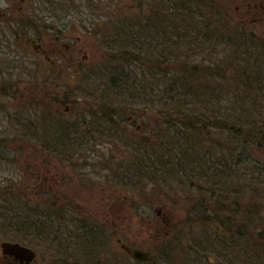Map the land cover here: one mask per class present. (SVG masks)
I'll list each match as a JSON object with an SVG mask.
<instances>
[{"label":"rangeland","instance_id":"374dc122","mask_svg":"<svg viewBox=\"0 0 264 264\" xmlns=\"http://www.w3.org/2000/svg\"><path fill=\"white\" fill-rule=\"evenodd\" d=\"M39 1L38 5L32 4L29 10V16L38 20V22L30 23L31 27L27 26L29 37H34L39 41L42 38H53L60 34L62 38H66L67 42L80 47L81 55L86 51L89 58L99 59L97 62L101 59L102 64L106 65L110 63L107 62L110 59V53L124 48L123 41L117 39V32L121 33V30L117 29L116 24L109 22H119V24L120 22H156L153 18L157 17V13H159V22H168L169 19H171L169 22H182L181 18L179 20V11L176 13L172 11L173 0ZM67 1L69 4L65 5ZM219 2L224 6L221 7V10L218 8L216 12L220 15L224 13L221 15L224 20L219 21L224 22L220 28L228 32L230 37H226V42L203 45L201 50L199 48L192 49L193 54L196 52L198 56L192 58L191 61H203L206 68L211 64L216 67L219 73L221 72L220 74H226V77L232 72L239 71L241 74L246 72L247 69H250L249 63L264 70V20L252 23V16L245 14L248 2H251V6L257 3L259 9H264V0H219ZM179 5L182 7L185 6V3L179 2ZM4 7L5 5L1 3L0 8ZM154 7L156 11L153 14ZM173 14H176L177 18H172ZM239 15L244 16L240 18ZM193 18L187 17L185 22H196L197 19L193 20ZM88 31L91 33L89 34ZM206 49L209 51L205 52ZM189 64L191 65L188 63V66ZM100 72L99 70L85 72L84 76H81V83L69 90L68 97L63 96L65 91L52 97L55 102H62L58 114L51 112L49 106L48 111L45 110L43 108V105L46 106L45 103H41L39 109L46 112L43 114L41 110H36V103L29 102V100L26 102L25 99L27 106H23L26 107L24 117L20 113L24 103L20 105L13 102L11 119L0 120V243L2 241H19L28 244L37 253V264H56L54 255L56 244L52 239L54 236L52 229L58 227V224L51 217L31 215L32 219H36L43 225L40 228L29 229L25 215L15 217L8 214L9 203L15 199L10 196L9 189H14L9 178L14 177V173L19 174L20 171H26L29 175L30 171L36 169L43 157L48 160V163L61 165L74 162L78 164L84 161L81 156H85V154L89 156L88 147L93 146L105 156L116 155V153L121 156V172H123L125 181L122 197L119 194V199L115 198L114 202L122 205L125 211L135 209L142 216L134 219L133 223L135 232L139 236L138 241L141 239L149 241V236L153 235L156 229L161 233L158 225H153L152 229L148 228L149 221L154 220L155 208L161 207L164 211L175 215L176 226L184 228L182 241L188 243L210 242L212 238L210 225L205 220L198 222V218H187L186 212L192 210L193 204H195L194 207L199 204L197 208H200V203L204 199L210 200V206L211 201L216 205V199L214 201L211 196L222 195L224 198L219 200L220 208L235 214L237 221L243 224L240 230L246 235L237 233V240L245 243L246 248L251 249V264H260L259 260L262 258L260 246H257L259 243L257 245L252 243V239L258 241V233L264 228V152L257 151V163L255 164L237 165L234 156L236 149L234 150L228 141L230 135L226 132L227 130H216L207 126L203 132L206 137H201L202 140L195 146L199 153L198 156H200L199 159L202 158L205 163L202 165L200 173L172 168L169 173L166 171L165 173L154 172L152 174L151 171L148 172L149 168H146V164H144L139 165V168H142L140 174L138 163L142 161L151 159L150 162L155 163L152 165L159 167L163 166L160 165V161L165 166L169 162H173L174 156L169 155L174 151L172 148L174 139L173 142L170 140L173 134H166L167 132L157 134L155 132L150 135L149 129L157 123L158 119L144 110L145 107H141L139 110H141L140 112L143 110V116L138 115L131 126L134 129V126L140 124L142 126L140 133L128 134L125 131L119 135L108 134L100 137L101 135L98 134L94 139L88 137L87 130H95L96 127L93 125L100 124L99 120L103 119V113H108L109 109H104L103 113L98 111L105 106L110 107L111 101L119 99L122 103L121 99H123L119 98L113 90L108 89L107 85L101 84L106 78ZM39 73L36 71V75ZM76 73L81 74L80 70ZM13 74L12 80H19L23 77V82L27 84L30 82L28 76L24 77L21 74L20 69ZM231 77L232 75H230ZM233 79L232 77V81L228 83H219V87H223L225 90L228 87L232 90L235 87ZM166 82L165 80L163 84ZM221 97L225 99L227 96ZM66 98H69L72 103L66 102ZM42 100L44 102V99ZM66 103L70 107V112L64 114ZM92 103L99 104V107H96L97 111L90 116L85 111H88V106ZM226 112L224 111L223 114ZM43 116L47 117L43 118ZM231 118L233 115H224L216 117L215 122L221 121L219 126H228L222 121ZM42 119L44 121H41ZM4 133L7 135H3ZM5 136L6 138H4ZM182 136L183 141L181 142H186L188 147H193V144H189L196 137L195 133L183 130ZM184 148L186 147L184 146ZM187 150V154H189V149L187 148ZM57 152L61 154H57ZM164 154L166 156H163ZM67 155L71 156L70 160L61 159ZM39 156L42 159L37 160ZM240 157L243 158L244 155ZM108 162L110 163V161ZM131 165H133L132 168ZM132 173L136 176H131ZM90 176L94 182H100V179L94 174ZM30 205L34 206V204ZM152 215L153 217H150ZM64 226L68 230L72 227L70 225L69 227L67 223ZM41 234L45 237H42ZM24 239L28 242H25ZM94 239L92 237V242ZM68 242L71 243V239ZM61 243L64 245L67 240H62Z\"/></svg>","mask_w":264,"mask_h":264},{"label":"flooded vegetation","instance_id":"af4514ba","mask_svg":"<svg viewBox=\"0 0 264 264\" xmlns=\"http://www.w3.org/2000/svg\"><path fill=\"white\" fill-rule=\"evenodd\" d=\"M39 2V0H0V5L1 3L5 5L4 8H0L1 121L11 119L13 102L22 105L21 103L26 104L28 100L36 103V110H41L43 114L46 112L39 109L41 103L47 106L43 105L45 110L48 111L49 106L51 112L58 114L62 102L57 100L55 102L52 97L74 87L72 75L76 71H92L99 64L97 62L99 59L89 58L86 51L81 55L80 47L67 42L66 38H62L60 34L53 38H42L39 41L28 36L27 26L38 22L37 19L29 16V10L32 4L38 5ZM67 4L69 1L65 3ZM246 9L245 14L252 16V23L264 20V9H259L257 3L251 6V2H248ZM153 10L154 14L155 7ZM109 23L116 24L120 31L124 22ZM152 23L155 22H151L154 27ZM136 24L138 27V22ZM88 33L90 34L91 31ZM19 69L24 77L26 75L30 79L28 84L23 82V77L19 80H12L13 72ZM36 71L40 73L36 75ZM24 104L21 107L27 106ZM111 106L114 107L111 109L112 115L104 116L102 120H99L100 124L93 125L96 127L95 130H87L88 137L94 139L98 134L102 137L108 134H123L125 131L128 134L141 132L140 124L134 126V129L131 126L138 115L143 116V110L142 114L136 111L125 117L120 101H111ZM88 107V111L85 112L92 116L91 114L97 111L96 107H99V104L92 103ZM69 109L66 103L64 114L69 113ZM98 112H103V109ZM20 113L24 117L26 107H23ZM45 117L47 116H43ZM56 119H58L57 116ZM149 131L150 135L154 134L152 130L149 129ZM88 149L89 156L86 154L81 156L84 161L78 164L74 162L61 165L48 163L45 157L42 159L39 156L37 160L42 159V161L37 164L36 169L30 171L29 175L26 171H20L19 174L14 173V177L9 178L14 189H9L11 197L13 196L16 201L35 203L43 217H51L58 224V227L52 229L54 235L52 239L56 244L54 254L56 264L252 263L251 249L246 248V244L236 238L237 233L242 235V231L231 225L233 223L232 212L225 209L220 210L219 200L224 198L222 195L211 196L214 201L216 199V205L211 201L210 206V200L204 199L198 210L186 212L187 218H213L211 224L207 223L212 231L210 242L182 241L184 228L176 226L175 215L164 211L161 207L155 208V216H150L154 220H150L148 225L149 229H152L153 225H158L161 233L156 229V232L149 236V241L143 239L138 241L139 236L135 232L133 223L134 219L142 216L137 210L125 211L122 205L114 202L115 198L119 199L118 195H121L125 181L123 172H121V156L117 153L105 156L93 146ZM57 154L61 153L57 152ZM61 159L67 161L71 159V156L67 155ZM91 174L97 176L100 182H94ZM133 175L132 173L131 176ZM66 223L72 226L70 230L64 226ZM260 232L263 241L259 247L262 255L259 262L264 264V228ZM92 237L95 238L93 242ZM65 239L67 243L62 245L61 241ZM70 239L71 243L68 242ZM21 244L33 249L28 244ZM135 249L147 254L146 258L133 257ZM36 259L37 253L36 258L29 263L26 260L21 261L13 256L0 254L1 264H37Z\"/></svg>","mask_w":264,"mask_h":264},{"label":"trees","instance_id":"16d2710c","mask_svg":"<svg viewBox=\"0 0 264 264\" xmlns=\"http://www.w3.org/2000/svg\"><path fill=\"white\" fill-rule=\"evenodd\" d=\"M179 2L185 3V6L181 7ZM173 3L172 11L174 13L179 11V20L181 18L182 22H169L171 19L167 20L168 22H159V13H157V17L153 18L156 21L152 23L154 27L151 22L144 21L138 22V27H136V22L123 23L121 33L117 32L118 38L116 35L115 38L123 41L124 48L110 53V59L107 60L110 62L108 65L102 64L100 59L94 69L101 71L102 76L106 78L103 83L101 81L100 83L107 85L108 89L124 99H121V104L125 117L136 111L142 114L139 108L145 107L144 110L158 119L150 130L157 134H165V132L173 134L170 140L173 142L174 139L172 144L174 151L169 153L175 158L173 162L165 166L159 160L162 167L152 165L155 163L150 162L151 159L138 164H146L145 167L149 168L148 172L151 171L152 174L166 171L169 173L172 168L200 173L205 163L202 158L199 159L200 156L195 146L202 140L201 137H206L203 132L207 126L216 130H227L226 132L230 135L228 141L234 150L236 149L234 156L237 165L257 163V151L264 152V70L249 63L250 69L246 72L241 74L237 71L230 74L235 84L232 90L228 87V90L219 87V83L231 82L232 77L220 74L221 72L219 73L211 64L206 68L203 61H191L192 58L198 56V53L193 54L191 50L198 48L201 50L206 44L226 42V39L230 37L228 32L220 28L224 22L219 21L224 20L221 17L224 13L216 14L217 9L221 10L224 6L219 0H173ZM187 17H194L193 20L197 19V21L185 22ZM172 18H177V15L173 14ZM208 51L205 50V52ZM188 63L191 65L188 66ZM254 63L256 64L255 61ZM76 72L72 75L74 86L81 83V76H84L87 71L80 70L82 75ZM165 80L167 82L163 84ZM64 93L63 96L68 97L69 91ZM224 95L227 96L225 99L221 97ZM66 99V102L72 103L69 98ZM113 108L105 106L103 110L109 109V112H102L103 115H112L111 109ZM223 110L227 111L226 114H223ZM224 115H233V118L222 121L228 126H219L221 121L215 122V119ZM183 130L195 133L196 137L189 144H193V147H188L186 142H181L183 141ZM156 147H158L157 144ZM187 148L189 154H187ZM242 155H244L243 158L240 157ZM138 169L141 174L142 168ZM148 178L150 179L149 174ZM194 205L191 206L192 211L198 210L199 204L195 207ZM9 206L8 214L15 217L25 215L29 229L40 228L43 225L31 218V215H42L35 203L13 199ZM203 220L211 224L213 218L201 219L199 217L197 221ZM232 220L231 225L236 228L243 226L237 221L235 214ZM241 234L246 235L245 232ZM258 238V241L252 239V243L256 245L259 243L257 246H260L263 241L261 232L258 233ZM24 241L28 242L26 239Z\"/></svg>","mask_w":264,"mask_h":264},{"label":"water","instance_id":"95a60500","mask_svg":"<svg viewBox=\"0 0 264 264\" xmlns=\"http://www.w3.org/2000/svg\"><path fill=\"white\" fill-rule=\"evenodd\" d=\"M0 250L3 255L13 256L15 259L21 261L26 260L28 263L36 258V253L31 248L19 242L2 241L0 243ZM146 255L143 251L135 249L133 257L145 259Z\"/></svg>","mask_w":264,"mask_h":264}]
</instances>
